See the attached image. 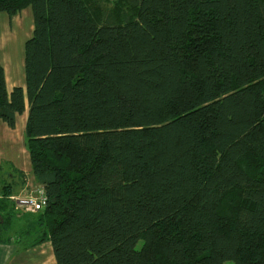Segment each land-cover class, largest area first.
Segmentation results:
<instances>
[{
  "label": "trees",
  "instance_id": "1",
  "mask_svg": "<svg viewBox=\"0 0 264 264\" xmlns=\"http://www.w3.org/2000/svg\"><path fill=\"white\" fill-rule=\"evenodd\" d=\"M29 7L26 88L0 63V121L28 110L47 196L31 246L55 264H264V0H0Z\"/></svg>",
  "mask_w": 264,
  "mask_h": 264
},
{
  "label": "crops",
  "instance_id": "2",
  "mask_svg": "<svg viewBox=\"0 0 264 264\" xmlns=\"http://www.w3.org/2000/svg\"><path fill=\"white\" fill-rule=\"evenodd\" d=\"M6 82L11 92L7 78ZM27 119L28 110L17 117L14 129L0 121V169L10 166L9 170H0V189L3 185L11 183L15 186L13 195H26L33 187L35 189L39 186L32 172L29 152L26 150ZM14 169L26 174L27 183L24 186H21L20 178L14 174ZM17 214L8 222L9 228L6 227L8 230L2 229L5 226L0 218V239L3 240L0 242V264H55L53 247L50 242L34 247L31 244L35 238L24 236L31 223L32 215L36 213L17 210Z\"/></svg>",
  "mask_w": 264,
  "mask_h": 264
},
{
  "label": "rangeland",
  "instance_id": "3",
  "mask_svg": "<svg viewBox=\"0 0 264 264\" xmlns=\"http://www.w3.org/2000/svg\"><path fill=\"white\" fill-rule=\"evenodd\" d=\"M33 29L34 17L31 7L13 17L7 13L0 14V63L5 70L11 91L14 87L26 88L25 46L33 35ZM9 169V165L4 168ZM31 190H34V187Z\"/></svg>",
  "mask_w": 264,
  "mask_h": 264
},
{
  "label": "built area",
  "instance_id": "4",
  "mask_svg": "<svg viewBox=\"0 0 264 264\" xmlns=\"http://www.w3.org/2000/svg\"><path fill=\"white\" fill-rule=\"evenodd\" d=\"M2 195L0 193V199ZM10 202L14 205L16 210L26 211L28 213H38L42 211L47 205V196L43 187H36L26 195H11Z\"/></svg>",
  "mask_w": 264,
  "mask_h": 264
},
{
  "label": "bare ground",
  "instance_id": "5",
  "mask_svg": "<svg viewBox=\"0 0 264 264\" xmlns=\"http://www.w3.org/2000/svg\"><path fill=\"white\" fill-rule=\"evenodd\" d=\"M3 42V41H2Z\"/></svg>",
  "mask_w": 264,
  "mask_h": 264
}]
</instances>
